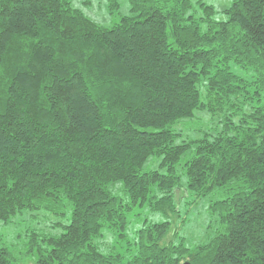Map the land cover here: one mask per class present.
<instances>
[{
  "label": "trees",
  "instance_id": "1",
  "mask_svg": "<svg viewBox=\"0 0 264 264\" xmlns=\"http://www.w3.org/2000/svg\"><path fill=\"white\" fill-rule=\"evenodd\" d=\"M129 3L107 27L0 0V225L29 213L34 264H264V0ZM185 198L210 200L194 246Z\"/></svg>",
  "mask_w": 264,
  "mask_h": 264
},
{
  "label": "rangeland",
  "instance_id": "2",
  "mask_svg": "<svg viewBox=\"0 0 264 264\" xmlns=\"http://www.w3.org/2000/svg\"><path fill=\"white\" fill-rule=\"evenodd\" d=\"M75 8L80 9L87 17L91 18L95 22L103 26H113L118 23L122 16L130 14V3L129 0H118L120 7L117 10H112L110 8L109 0H71ZM193 2L202 1L206 4L212 5L218 14L216 18L219 20L225 19V15L221 13L224 9L230 7L231 0H191ZM180 194L178 195V197ZM181 209V215L187 223L184 227H181V235H185L186 242L189 246H194L198 243L205 241L208 237L209 232L207 231V226L209 224V207L210 200L202 199L197 202L191 203L187 198L179 202ZM134 214H139L137 218H131L132 225L131 229L136 228V224L141 219H148L151 221H163L165 217L159 213L151 212L147 207L137 209ZM41 216V215H40ZM42 225H47L50 221L60 222L63 225L68 224L69 214L66 217H48L45 215L42 217ZM38 227L29 218V213L18 216L13 220V222L6 226L0 225V246L8 247L12 250L19 261V264H34L36 261L37 254L28 253L30 248L26 245V233L31 227ZM62 229H55L53 233H61ZM104 243L107 247H115L119 251H122L120 243L117 241L116 234L109 231H105V237L103 238ZM103 242V241H102ZM24 244L26 246H24Z\"/></svg>",
  "mask_w": 264,
  "mask_h": 264
},
{
  "label": "water",
  "instance_id": "3",
  "mask_svg": "<svg viewBox=\"0 0 264 264\" xmlns=\"http://www.w3.org/2000/svg\"><path fill=\"white\" fill-rule=\"evenodd\" d=\"M184 264H190L189 262H185Z\"/></svg>",
  "mask_w": 264,
  "mask_h": 264
}]
</instances>
